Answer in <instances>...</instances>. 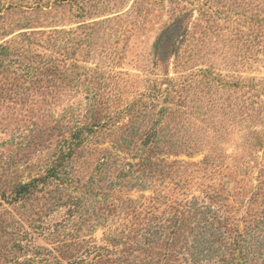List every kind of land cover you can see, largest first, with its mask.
Returning <instances> with one entry per match:
<instances>
[{
	"label": "rangeland",
	"instance_id": "374dc122",
	"mask_svg": "<svg viewBox=\"0 0 264 264\" xmlns=\"http://www.w3.org/2000/svg\"><path fill=\"white\" fill-rule=\"evenodd\" d=\"M0 264H264V0H0Z\"/></svg>",
	"mask_w": 264,
	"mask_h": 264
},
{
	"label": "trees",
	"instance_id": "16d2710c",
	"mask_svg": "<svg viewBox=\"0 0 264 264\" xmlns=\"http://www.w3.org/2000/svg\"><path fill=\"white\" fill-rule=\"evenodd\" d=\"M171 27H172V23L171 24H169V25H167L164 29H162L161 30V32L159 33V35L157 36V43L168 33V31H170V29H171ZM73 135H75L73 138H78L77 136H79L80 134H78V133H74ZM141 160H142V157H141ZM136 165L139 167V169H142L140 166L142 165V161L141 162H137L136 163ZM27 186H29L28 184H22L21 185V187L23 188V187H27ZM21 189V188H20ZM18 189V192L20 193V192H23V189ZM212 191H214V190H212ZM211 197V196H210ZM178 205H180V206H183V203L180 201L179 203H178Z\"/></svg>",
	"mask_w": 264,
	"mask_h": 264
}]
</instances>
